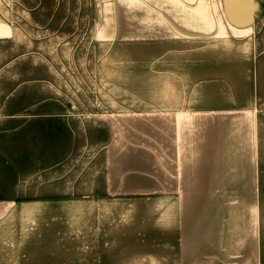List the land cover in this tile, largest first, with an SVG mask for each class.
<instances>
[{"label": "rangeland", "instance_id": "rangeland-1", "mask_svg": "<svg viewBox=\"0 0 264 264\" xmlns=\"http://www.w3.org/2000/svg\"><path fill=\"white\" fill-rule=\"evenodd\" d=\"M199 1L0 0L13 35L0 38V201L15 203L14 264H88L93 248L107 264L157 253L171 202L126 200L147 194L136 185L147 181L144 132L158 139L148 112L163 65L217 50V37L161 39L159 22L199 15ZM235 198L264 252V195Z\"/></svg>", "mask_w": 264, "mask_h": 264}, {"label": "crops", "instance_id": "crops-1", "mask_svg": "<svg viewBox=\"0 0 264 264\" xmlns=\"http://www.w3.org/2000/svg\"><path fill=\"white\" fill-rule=\"evenodd\" d=\"M199 6H205L199 15L159 22L161 39L217 37V50L185 49L163 65L167 80H158L157 109L148 112L158 115L159 140L144 132L147 181L136 185L147 194L126 200L171 202L167 225L156 230L165 238L151 258L121 264H264L254 222L237 219L235 198L264 195V0H200ZM9 36L12 22L0 16V38ZM189 200H198L197 207ZM192 209L197 222L188 215ZM14 250L15 203L6 198L0 264H14ZM96 258L93 248L88 264H107Z\"/></svg>", "mask_w": 264, "mask_h": 264}]
</instances>
